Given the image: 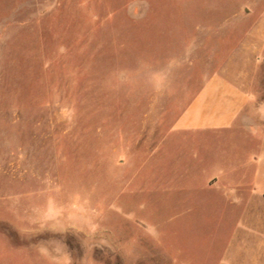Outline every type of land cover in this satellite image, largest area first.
Returning <instances> with one entry per match:
<instances>
[{"label":"rangeland","instance_id":"1","mask_svg":"<svg viewBox=\"0 0 264 264\" xmlns=\"http://www.w3.org/2000/svg\"><path fill=\"white\" fill-rule=\"evenodd\" d=\"M228 65L264 97V0H0V264H224L261 143L168 132Z\"/></svg>","mask_w":264,"mask_h":264},{"label":"crops","instance_id":"2","mask_svg":"<svg viewBox=\"0 0 264 264\" xmlns=\"http://www.w3.org/2000/svg\"><path fill=\"white\" fill-rule=\"evenodd\" d=\"M246 82L245 74L240 72V68L235 65H228L220 72L205 76L198 91L173 120L168 134L170 136L180 135L185 138L218 133L258 137L261 145L256 156L251 160L247 159L246 164L247 166H257L252 181L253 185H257L253 188V196L264 199V189L260 186L262 174L259 170V167L264 166V97H259L250 91ZM224 173L219 171L211 176L207 185L211 187L222 184L223 194L233 205L235 201L242 198L243 193L249 194V187H244L243 177L238 178L236 182H233V176L223 180ZM253 211L255 212L252 213L253 215H260L259 209L250 211L248 208H240L235 211L240 219L236 233L231 234L229 242L225 245L230 250L227 251L224 264L238 262L232 249L236 247L239 252V249L246 246V241L250 237H254V240L257 241L255 244L259 249L264 248V220L256 219V222L251 226L244 219L245 215ZM223 212L233 213L234 209L227 208ZM190 213H192V209L186 208L178 215ZM238 231L241 233L239 234ZM262 261L264 259L259 257H246L242 260L244 264L251 262L260 264Z\"/></svg>","mask_w":264,"mask_h":264}]
</instances>
